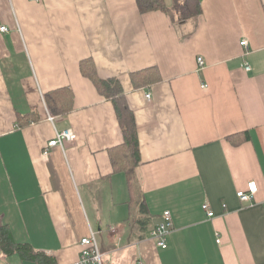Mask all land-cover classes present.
<instances>
[{
    "label": "crops",
    "instance_id": "1",
    "mask_svg": "<svg viewBox=\"0 0 264 264\" xmlns=\"http://www.w3.org/2000/svg\"><path fill=\"white\" fill-rule=\"evenodd\" d=\"M0 26V222L16 243L51 264L75 262L90 232L103 264H264V0H201L178 25L136 0H0ZM82 62L120 83L135 116L134 193L110 161L115 110ZM147 70L157 77L135 87ZM64 89L63 114L45 97ZM65 130L75 140L46 151ZM165 211L162 250L150 233Z\"/></svg>",
    "mask_w": 264,
    "mask_h": 264
},
{
    "label": "trees",
    "instance_id": "2",
    "mask_svg": "<svg viewBox=\"0 0 264 264\" xmlns=\"http://www.w3.org/2000/svg\"><path fill=\"white\" fill-rule=\"evenodd\" d=\"M136 3L141 14L161 11L169 15L176 25L195 21L201 15V0H175L171 8H166L163 5V0H136ZM147 71L149 72L146 76L143 75L144 72L135 73L131 76L135 87L146 85L149 80L157 77L155 70ZM81 73L89 78L101 96L111 101L113 105L123 136V143L109 150L110 161L115 173H124L129 190L134 193L137 183L135 172L141 161L135 116L128 107L121 85L117 80L99 79L91 62L81 63ZM137 76L142 79L140 83L136 82L135 78ZM45 100L49 107L52 102L57 104L55 112L64 114L69 110L66 102L70 103L72 101V95L69 90L64 89L48 94ZM243 136L248 139V134L245 133ZM0 254L6 257L15 254L21 257L22 260L36 261L39 264H51L48 257L43 253L36 252L28 244L16 243L8 227L1 222Z\"/></svg>",
    "mask_w": 264,
    "mask_h": 264
},
{
    "label": "built area",
    "instance_id": "3",
    "mask_svg": "<svg viewBox=\"0 0 264 264\" xmlns=\"http://www.w3.org/2000/svg\"><path fill=\"white\" fill-rule=\"evenodd\" d=\"M39 1V0H35ZM0 32H7V28L0 26ZM246 42H241V46H245ZM197 63L199 66H203V60L198 58ZM244 69L249 70L247 64H245ZM147 99L150 98V95L145 96ZM51 121L52 118H49ZM75 140V135L70 130H65L55 134V138L48 143L46 151L49 148L60 147L63 149L66 142H73ZM46 153V152H45ZM257 185L255 182H249L246 187L245 192H238L236 194L237 198L243 203H250L253 200L254 195L257 193ZM203 211L206 212L207 216L213 217V213L209 211L206 204L202 205ZM173 230V221L172 216L169 211L162 213L160 222L154 227L150 233V238L155 242L156 246L162 250L167 248V238ZM219 242V241H217ZM80 252L78 259L72 264H103V254L100 252L94 233L90 232L89 237L82 238L79 242ZM138 264H142L139 262Z\"/></svg>",
    "mask_w": 264,
    "mask_h": 264
},
{
    "label": "rangeland",
    "instance_id": "4",
    "mask_svg": "<svg viewBox=\"0 0 264 264\" xmlns=\"http://www.w3.org/2000/svg\"><path fill=\"white\" fill-rule=\"evenodd\" d=\"M65 146V145H64ZM58 148H60V147H58ZM60 149H62V148H60ZM63 149H64V147H63ZM11 257H12V255H11ZM6 259V258H5Z\"/></svg>",
    "mask_w": 264,
    "mask_h": 264
}]
</instances>
